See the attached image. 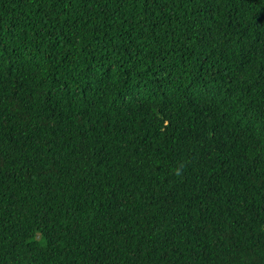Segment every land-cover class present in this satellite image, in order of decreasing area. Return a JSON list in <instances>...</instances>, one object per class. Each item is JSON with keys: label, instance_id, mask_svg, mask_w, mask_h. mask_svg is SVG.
<instances>
[{"label": "trees", "instance_id": "trees-1", "mask_svg": "<svg viewBox=\"0 0 264 264\" xmlns=\"http://www.w3.org/2000/svg\"><path fill=\"white\" fill-rule=\"evenodd\" d=\"M0 264H264V0H0Z\"/></svg>", "mask_w": 264, "mask_h": 264}]
</instances>
